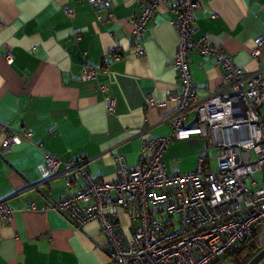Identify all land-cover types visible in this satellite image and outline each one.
<instances>
[{"label":"crops","instance_id":"1","mask_svg":"<svg viewBox=\"0 0 264 264\" xmlns=\"http://www.w3.org/2000/svg\"><path fill=\"white\" fill-rule=\"evenodd\" d=\"M65 5L73 9L71 17ZM139 11L137 0L98 6L89 0H0V199L11 210L10 219L0 222V264L107 261V238L96 220L76 225L47 207L76 184L65 188L59 178L30 185L41 178L37 164L45 153L62 160L88 158L91 174L113 181L118 154L133 164L141 135L169 132L176 101L167 93L181 89L171 64L178 40L171 22L175 11L156 8L142 35L144 52L138 55L130 17ZM193 24L195 36L206 35L241 69L261 67L264 76V49L258 57L251 55L255 38L264 37V0H197ZM90 66L95 76L81 78ZM188 67L197 97L215 89L224 73L213 56L195 50L188 54ZM105 95L114 99L111 110ZM260 109L264 112V99ZM195 120L189 110L184 125ZM8 133L20 138L3 148ZM209 146L198 134L172 138L163 153L166 170L193 169ZM117 228L133 229L121 211Z\"/></svg>","mask_w":264,"mask_h":264},{"label":"built area","instance_id":"2","mask_svg":"<svg viewBox=\"0 0 264 264\" xmlns=\"http://www.w3.org/2000/svg\"><path fill=\"white\" fill-rule=\"evenodd\" d=\"M137 1L140 11L130 17V23L138 55L144 52L142 35L156 8L162 5L175 11L171 22L178 40L171 64L181 89L176 94L167 93L169 100L176 101L169 115V132L155 137L141 135L139 156L133 164L118 154L117 177L113 181L91 174L86 168L88 158L62 160L45 153L37 164L41 178L30 186L59 178L65 188L76 184L73 192L62 194L47 207L76 225L96 220L107 238L108 259L104 264H230L225 253L250 234L255 224H264L262 68L244 71L206 35H194L197 0ZM89 2L98 6L107 5L109 0ZM63 9L69 17L73 15L70 6ZM263 49L264 37L258 35L251 55L258 57ZM112 50L115 52L116 48ZM192 50L213 56L224 72L220 84L203 97H197L188 67ZM95 74V67H85L81 78ZM99 86L106 90L105 83ZM103 101L111 110L114 99L105 95ZM189 110L195 113L196 120L186 126ZM191 134L203 136L208 145L218 147L215 165L209 164L207 154H200L193 169L168 172L163 153L169 141ZM19 138L8 133L1 146L6 148ZM255 173L261 174V182L251 178L247 184L246 177ZM119 211L133 225L129 233L117 228ZM10 212L5 199H0V222L9 220Z\"/></svg>","mask_w":264,"mask_h":264},{"label":"rangeland","instance_id":"3","mask_svg":"<svg viewBox=\"0 0 264 264\" xmlns=\"http://www.w3.org/2000/svg\"><path fill=\"white\" fill-rule=\"evenodd\" d=\"M218 152V147L210 145L208 149V156H209V164L211 163L213 166L215 165V155ZM205 153V151H204ZM212 161V162H211ZM210 164V165H211ZM251 178H255L261 182V174L260 173H255L253 176H247L245 181L247 184H249ZM255 235L258 239V242L263 245L264 244V224L262 223H257L255 224ZM252 255V253L249 252H241L238 254H235L234 256L228 257L230 258L229 262L230 264H244L249 257ZM229 264V263H228Z\"/></svg>","mask_w":264,"mask_h":264},{"label":"trees","instance_id":"4","mask_svg":"<svg viewBox=\"0 0 264 264\" xmlns=\"http://www.w3.org/2000/svg\"><path fill=\"white\" fill-rule=\"evenodd\" d=\"M260 246L261 244L258 242V239L255 235V229H253L252 232L248 234L242 241H240L235 247L228 250L224 256L231 257L241 252L254 253Z\"/></svg>","mask_w":264,"mask_h":264},{"label":"water","instance_id":"5","mask_svg":"<svg viewBox=\"0 0 264 264\" xmlns=\"http://www.w3.org/2000/svg\"><path fill=\"white\" fill-rule=\"evenodd\" d=\"M260 262V263H259ZM264 264V244L261 245L244 264Z\"/></svg>","mask_w":264,"mask_h":264}]
</instances>
